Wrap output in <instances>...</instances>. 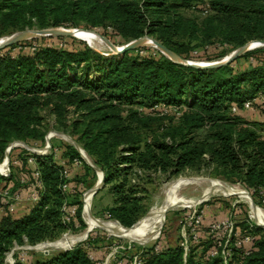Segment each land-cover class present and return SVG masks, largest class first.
Returning <instances> with one entry per match:
<instances>
[{"label": "trees", "instance_id": "trees-1", "mask_svg": "<svg viewBox=\"0 0 264 264\" xmlns=\"http://www.w3.org/2000/svg\"><path fill=\"white\" fill-rule=\"evenodd\" d=\"M198 2L0 0V37L25 28H101L104 35L110 30L125 43L150 35L190 60H198L195 53L216 42L222 46L216 56L222 58L249 40L264 39V0H209L199 20L181 12L198 10ZM44 38L65 37H35L0 50V156L13 141L43 145L50 128L67 133L104 173L102 188L111 204L103 213L127 227L146 212L144 180L151 173L170 178L186 169L212 166L215 177L244 185L261 204L264 121H244L238 114L246 100L264 96V58L256 56L264 47L239 56L253 57L242 70L232 62L209 69L181 65L149 46L123 55H104L84 42L78 47L41 43L33 50H15ZM255 106L264 112L261 103ZM80 165L84 173L71 175ZM17 166L24 174L17 178L10 171L5 188L22 199L35 192L37 200H28L23 213L15 216L9 202L0 199V264H6L15 244L53 241L86 226L79 199L81 176L93 169L72 144L56 146L51 139L48 153L24 150ZM63 169L74 192L59 187ZM64 202L75 207L68 222L63 221ZM247 221L237 225L254 238L247 245L231 246L226 264H264V229L254 223L249 228ZM204 231L205 241L189 242L185 257L180 237L177 245L159 246L158 251L155 244L118 248L110 264H131L135 255L139 264H224L221 255H205L214 237L208 226ZM99 242L89 233L70 249L48 254L27 250L30 255L23 261L18 251L14 264H102L93 252Z\"/></svg>", "mask_w": 264, "mask_h": 264}, {"label": "rangeland", "instance_id": "rangeland-1", "mask_svg": "<svg viewBox=\"0 0 264 264\" xmlns=\"http://www.w3.org/2000/svg\"><path fill=\"white\" fill-rule=\"evenodd\" d=\"M208 1L209 0H199V2L197 4L198 10H196L195 8L194 9L185 8V9H182L181 12L187 16L196 17L197 20H199L200 18H202L205 15L203 12H201V10H203L204 7H207ZM81 28H83V27H81ZM85 29H88V28H85ZM94 30H96L97 32H100L101 34L104 35L103 29L96 28ZM10 34H12V33H10ZM10 34H6L4 36H8ZM4 36H1V37L4 38ZM105 36L109 40H111L115 45L120 46L121 44L125 43L123 39L112 34L110 30H107V35H105ZM38 37H43V36H38ZM64 37L65 38H63L60 41L57 39H54V38L53 39L52 38H44V39H40V40L37 39V40H34L33 44L38 45L41 43H46V44L67 45V46L71 45V46H76V47L80 46L81 42H84L85 44H87L86 41H83L78 37H73V36H64ZM71 37H73V38H71ZM33 38H35V37H33ZM26 40H28V39H26ZM146 46L153 47L151 45H146ZM225 47H228V45H226ZM91 48H93V47L91 46ZM93 49L98 51V52H101V53L102 52H108V50H109L108 48H106V46H103L102 49H95V48H93ZM221 49H222V46L219 44V42H216L215 44L208 46L206 49H203V50L199 49L198 52L195 53L194 56H197L199 58L198 61H203V62L204 61L220 60L223 57L218 58L216 55L221 51ZM230 52L231 51H229L228 54ZM256 56L264 58V52L256 53ZM248 58L249 57L236 58L232 62V66L234 68L241 69V70L245 69L249 66L250 60ZM238 115L240 116V119H242L244 121L245 120H248V121H251V120L264 121V116H262V115H264V112H259V111L251 112V111L242 110ZM50 122H52V120H50ZM53 130H54L53 128H50L47 131L46 135L48 133H51ZM65 134H67V133H65ZM51 139L56 146H63V145L68 144V143L70 144V142L68 140H66L65 138H62L58 135L52 136L50 138V143H51ZM11 143H9V144H11ZM8 145H7V147H8ZM28 145L35 148L37 151H44L46 143L44 142L43 145H41L40 143H34V144H28ZM24 150H27V149L24 148L20 144V145L13 146L9 152V163H8L9 173H10V171H12V173H14V175L17 178L22 176L23 170L20 171V168L17 165L19 163V158L23 157V155H24ZM48 152H49V150L47 151V153ZM10 159H13V163H14L13 167H10ZM89 160H90V158H89ZM6 163L7 162L5 159V155L3 154L2 156H0V165H4ZM84 163H85V161H84ZM5 170H6V167H5ZM4 171L0 170V172H4ZM83 171H84V168L82 167V165H80L71 172V175L73 174V172H78V174H82V173H84ZM212 172H213L212 166L207 167L204 165L199 170L198 169L197 170L196 169H186L182 173H180L179 175L173 176L170 178H168L166 175H164L162 173H151L150 178H146L144 180V187L146 188V192L143 193V195H145L144 199H143V204L146 208V212H145L144 216L149 211L157 210L159 207H161L163 205L164 199H165V191L170 188V183L172 181L176 180L177 178L179 179L182 177H203V178H206L209 180L215 179L212 181H215L218 184H223V185H227V186H238V187L242 188L243 190H245L246 192H248L249 196L254 201L249 189H247L244 185H242L240 183H231V182L224 180L223 178L215 177L212 174ZM23 174H24V171H23ZM4 178H5V176L0 175V191H2L3 189H6L4 186V184L6 183ZM81 179L80 180L82 181V184H81V191H80L79 199L82 201V210L84 212L85 205H86V203H85L86 194L88 192V189L92 188L95 185V183L97 181V175L93 169V170H89L88 172H86V174L81 176ZM207 185H209L208 180L203 182L201 185L189 184V185L184 186L185 188L182 187L179 190V193L181 195L187 197L190 200V203L189 204H181L177 207H173V208L168 209L167 212L165 213V218H164V222H163L162 226L160 227V229L157 232L150 233L148 235V238H147L148 241H146V242H138L139 240L145 241L146 238H138L137 241H134V240L129 239L128 237L113 234L107 229H106L107 230L106 231L100 227L93 228L89 233L93 234V236H96L97 238L100 239L98 247L95 248V250H93L94 256H96L98 259H102L103 263L110 264L113 261L114 255H115L118 248H124V247L134 248L133 243L137 244L136 246H149V245L158 244L161 247L162 246H172L173 247V246L178 244V241L181 237V225H182L181 219H183L184 214H186L189 210L193 209L194 207H196V208L199 207L200 209H203V217H202V223L203 224H201L202 226L198 229L199 231H198L197 239L196 240H192V239L189 240L190 242H193V245H198L199 243L205 241L206 238H204V237H206V236H204V232H205L204 230L206 229L209 222H211L212 220L225 219V218L230 217L235 221H242L244 219H248L250 222H253V223L259 222L257 220L255 214H254L253 209L250 208L248 201L242 199L241 197H239L238 195H235V194H233V195H222L220 193L206 194L204 192V189L207 187ZM7 190H8L9 196H11V197L14 196L10 193L9 189H7ZM18 195H19V193H18ZM94 196H95L94 201H93V197L91 200V212H92V214L97 219H100L102 221H115L114 219L107 218V216L103 213V211L106 209V207L111 204V197L108 194L106 188H100L97 191V193L94 194ZM4 201L9 202L10 209L15 211L13 214L15 216H18L21 213H23V211L25 209L24 208L25 203L28 200H26L24 198L23 199L20 198L19 200H15L13 198H5ZM255 204L257 206L261 207L262 209H264V206H262L261 204L260 205H258L257 203H255ZM83 212H82V216H83ZM143 217H140L138 219V221L140 219H142ZM82 218L85 219V217H82ZM83 221H85V220H83ZM84 223L86 225L85 228H83L79 231H76V232H72V231L67 230L57 239H61L64 236L67 237L69 235H80L82 233H85L87 228H88V225H87L86 221ZM262 228L264 229V227H262ZM263 234H264V232H263ZM200 235H202V238L200 237ZM118 241H120V242H118ZM43 242H51V241H43ZM78 242H80V241H77L74 244L47 245V246L40 247V248H36V247L31 248L29 250H31V252H33V253L39 254V253L43 252L45 249H48L49 253H53V252H56L59 250H63V249H65V247H68L69 245L73 246ZM116 243H120V244L116 245ZM35 245H32V246H35ZM136 246H135V248H137ZM201 248H202V246L199 245L197 252H200ZM15 252H18V250H14L11 257L7 256L5 258L6 264H14L15 256L13 254ZM26 254H25V257L28 258L30 255V252H28ZM46 254H48V253H46ZM17 255L19 256V252ZM11 260L13 261L12 263H11Z\"/></svg>", "mask_w": 264, "mask_h": 264}, {"label": "water", "instance_id": "water-1", "mask_svg": "<svg viewBox=\"0 0 264 264\" xmlns=\"http://www.w3.org/2000/svg\"><path fill=\"white\" fill-rule=\"evenodd\" d=\"M82 29L88 30L90 32L95 31L94 29H85V28H81V27H66V26H57V27H48V28H25L24 30L16 31V32H14L8 36H4V38L0 41V50L7 47V46L18 43L20 41L30 39L33 37H38V36H73L72 31L82 30ZM97 33H98L100 39L104 43L107 44L108 49H109L108 52H102V54H104V55H109V54L123 55L128 50L136 49V48L146 46V45H151L154 48H156L158 51H160L163 55H165L167 58H169L170 60H172L176 63H179L181 65H185V66H189V67H193V68H198V69L217 68V67H220L222 65L233 62L236 58H238L240 55H242L246 51H249V50H252V49L258 48V47H264V39H253V40L247 41L243 45L232 50L228 55H225L220 60L204 61L203 62V61H198V60L185 59V58L181 57L180 55H178L177 53H175L174 51H172L171 49H169L168 47H166L164 44H162L160 41H158L154 37L147 35V34H144L138 38L132 39V40H130L124 44H121L120 46H116L105 35H103L99 32H97ZM73 37H75V36H73ZM81 40H83V39H81ZM149 43H151V44H149ZM54 135H58L62 138H65L66 140H68L70 142V144H72L77 149V151L80 153V156L85 161V163H87L89 166H91L94 169V171L97 175V181L92 188L88 189L91 192V196L93 197L94 194L100 188L103 187V184H104V182H103V178H104L103 171L91 163V161L89 160L85 151L72 139L71 136H69L68 134H65L63 132L53 130L51 133H48L45 136V143H46L45 148L46 149L51 147L50 138ZM20 144L29 151L37 152L35 148L29 146L28 144H26L23 141H13L11 144L8 145L7 148H5V151H4L5 159L7 160L6 166H8V163H9V152H10L11 148L13 146L20 145ZM99 174H100V176H99ZM249 206L251 209H254L257 207V205L251 199V197H250ZM168 209H170V208L166 207L164 209V213H166ZM82 212H83V210H82ZM115 222L119 223L117 220H115ZM257 225L264 227V224L259 223V222H257ZM131 227H132V225L129 226L128 228H131ZM102 229H104V228H102ZM104 230H106V229H104ZM89 232H90V229L88 228L86 233L84 234V236L81 239H79L78 241H83L85 238H87ZM58 240L59 239L51 241V242H41V243L36 244L35 246H29V248H35V247L40 248V247H44L47 245H53V243L57 242ZM146 241H148V239H146L145 241H138V242H146ZM71 247L72 246L65 247V249H70ZM44 252L48 253V249H45Z\"/></svg>", "mask_w": 264, "mask_h": 264}, {"label": "built area", "instance_id": "built-area-1", "mask_svg": "<svg viewBox=\"0 0 264 264\" xmlns=\"http://www.w3.org/2000/svg\"><path fill=\"white\" fill-rule=\"evenodd\" d=\"M35 44L33 45H22L18 46L15 50L22 48L23 50H33L35 48ZM249 60L252 61L253 57H249ZM264 63V62H263ZM255 103H261L262 106H264V96L259 95L251 100H246L243 103L242 108L246 111H251L255 112L256 111V106ZM169 109H166L168 111ZM232 112H236L237 108L235 106L231 107ZM264 134V133H263ZM50 151L49 148H45L44 151H37L35 153L38 154H45L47 151ZM33 160L30 158V161ZM74 163L76 165L79 164L78 160H75ZM38 174V173H36ZM0 175L3 176H8L9 175V168L6 166V170L4 172H0ZM61 176L63 178L62 182L60 183V189L63 192H66L67 190L70 189V183L68 181L69 179V172L67 169H63L61 172ZM40 185V183H38ZM70 191L74 192V189H70ZM5 198H13L15 200H19L20 197L18 194L14 196H9L8 195V190L3 189L0 191V199L4 201ZM27 200L30 201H35L37 200V194L35 192H30L29 195L26 197ZM258 199L261 203L262 206H264V188L260 189L259 191V196ZM62 211L64 212L63 214V221L68 222L70 221V216L75 213V207L74 206H69L66 202L63 203L62 205ZM202 217H203V209H200L199 207L196 208L194 207L193 209L189 210L186 214H184L183 219H181V239L179 244L183 247L184 253L183 257L186 256V253L188 251L189 247V240H196L198 236V229L200 228L202 224ZM247 224L249 225V228H251L253 222H250L249 220L247 221ZM257 225V223H254ZM208 226V232L209 234H212L214 237V244L206 251V256L211 257V256H216V255H221L223 263L226 264L228 258L230 257L231 254V246L239 247L243 245H247L252 242L254 236L251 235L249 231L241 232L239 226L237 225V221L233 220L232 218L228 217L225 219H216L212 220L209 222ZM29 246L32 245H14L13 248L6 254L7 256L12 255L14 250L19 251V259L20 260H25V251L29 250ZM154 250L158 251L159 250V245L155 244L154 245ZM49 251V250H48ZM44 252V251H43ZM250 250L246 249L244 251L245 254H248ZM13 260V259H12ZM11 260V263L13 262ZM140 263V258L135 255L133 257V260L131 264H139ZM102 264H106L103 263ZM116 264H121V260H119Z\"/></svg>", "mask_w": 264, "mask_h": 264}, {"label": "bare ground", "instance_id": "bare-ground-1", "mask_svg": "<svg viewBox=\"0 0 264 264\" xmlns=\"http://www.w3.org/2000/svg\"><path fill=\"white\" fill-rule=\"evenodd\" d=\"M72 35L80 39H83L95 49H102L103 46H106V48H108L107 44L100 39L96 30L94 32H90L88 30H83V29L76 30V31H72ZM2 39L3 38L1 37L0 41ZM5 167L6 164L0 165V170L4 171ZM206 180L209 181V185H207V187L204 189V192L206 194H210V193H220L222 195L235 194L241 197L242 199L248 201V203L250 204V197L248 193L238 186H227L223 184H218L215 181H212L215 179L209 180L203 177H182L179 179L177 178L176 180L170 183V188L165 191V199L163 205L159 207L157 210L149 211L142 219H140L137 223L132 225L131 228H128L127 226H123L122 224L117 223L115 221H102L100 219H97L91 212L92 196L89 190L86 194V201H85L86 205L83 212V217H85L84 220L86 221L90 231L93 228L100 227L109 230L113 234L125 236L134 241H137L138 238L147 239L150 233L157 232L162 226L165 218L164 209L166 207L173 208L181 204L190 203V200L187 197L181 195L179 193V190L182 187L189 184L201 185ZM253 211L259 223L264 224V209L257 206L256 208L253 209ZM85 233H82L80 235H69L67 237L64 236L63 238L59 239L57 242L53 243V245L74 244L79 239H81Z\"/></svg>", "mask_w": 264, "mask_h": 264}, {"label": "crops", "instance_id": "crops-1", "mask_svg": "<svg viewBox=\"0 0 264 264\" xmlns=\"http://www.w3.org/2000/svg\"><path fill=\"white\" fill-rule=\"evenodd\" d=\"M262 116H264V115H262ZM262 118V117H261Z\"/></svg>", "mask_w": 264, "mask_h": 264}]
</instances>
